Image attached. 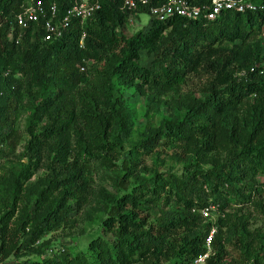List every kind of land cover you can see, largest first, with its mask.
Here are the masks:
<instances>
[{
	"label": "trees",
	"instance_id": "1",
	"mask_svg": "<svg viewBox=\"0 0 264 264\" xmlns=\"http://www.w3.org/2000/svg\"><path fill=\"white\" fill-rule=\"evenodd\" d=\"M23 1L0 0L1 153L5 144L14 149L9 138L27 88L40 89L31 117L34 125L44 119L46 122L27 140L26 148L35 147L29 162L8 183L16 199L0 214V263L25 249L41 258L18 264H193L204 253L208 255L201 264H226L227 259L233 264H264V240L258 250L252 251L256 239L245 233L243 225L230 222L225 212L232 205H248L252 195H264V138L234 147L220 164L191 166L181 173L143 174L137 169L139 160L132 148L129 157L121 158L119 171L114 174V187L120 193L104 206L101 224L111 233L112 241L94 238L85 250L74 255L44 256L50 248L47 235L71 225L73 211L94 194L93 173L103 165L113 168L116 164L112 157L115 149L106 141L109 123L96 145L75 142L72 92L87 80V71L80 67L87 61L99 64L110 77L161 95L179 88L190 74L208 73L204 105L200 102L191 106L185 123L199 134V146L212 150L215 132L209 113L225 114L254 97L258 117L264 118V66L258 65L264 43L257 38L264 34V0H252L257 4L254 11H226L214 20L174 16L159 21L151 17L147 29L130 36L124 32L128 15L120 10L124 0H99L100 8L83 27L72 19L62 36L43 41L41 19L31 24L16 43L8 31L13 26L16 35L14 14ZM51 1L57 4L58 17L71 3H44ZM140 13L148 14V6L139 7ZM82 30L86 34L80 47ZM250 39L254 41L248 42ZM141 51L151 55L148 66L140 63ZM93 87L112 96L110 82L106 87ZM111 108L116 113L114 104ZM165 127L172 137L181 136L178 124ZM43 166L49 173L36 184H27L29 175ZM46 185L50 186L48 191ZM17 200L26 207L32 205L34 215L21 214L15 219ZM209 205L225 215L215 221L204 218L199 210ZM9 221H14L13 226ZM231 249L238 252L236 256Z\"/></svg>",
	"mask_w": 264,
	"mask_h": 264
},
{
	"label": "rangeland",
	"instance_id": "2",
	"mask_svg": "<svg viewBox=\"0 0 264 264\" xmlns=\"http://www.w3.org/2000/svg\"><path fill=\"white\" fill-rule=\"evenodd\" d=\"M150 20L149 14L140 13L133 25L128 22L125 24V34L130 36L139 30L147 29ZM257 38H261L264 43V34ZM253 41L254 39H250L248 42ZM150 61L151 55L141 51L140 63L148 66ZM258 61V65L264 66V45ZM85 70L86 83L79 84L72 92L77 124L72 133L75 142L80 140L94 146L99 141V136L103 134L104 126L109 123V126H106L108 134L106 141L115 149L112 157L116 164L113 168L103 165L98 173H93L94 194L88 203L73 211L71 225L47 235L46 242L50 248L44 256L53 258L65 253L74 255L85 250L89 241L94 238L112 241L111 233L105 231L101 224L105 216L104 206L110 202L113 195L120 193L114 187V174L119 171L118 164L121 158L129 157L132 148L135 149V157L139 160L137 169H141L143 174L150 175L155 172L161 174L169 171L181 173L183 169H189L191 166L209 168L220 164L228 158L234 147H240L248 140L253 142L264 138V118L258 117L257 102L254 97H249L238 108L225 114L209 113L215 132L214 148L207 151L199 146V134L193 127L186 125L185 119L191 106L203 103L209 87L208 73L190 74L187 82L182 83L179 88L161 95L154 91L148 92L146 89L141 91L137 87L127 85L116 76L110 77L99 64L87 61ZM109 82L112 86V96L104 89L93 87H106ZM27 89L18 109L13 135L9 138L13 141L14 149L5 144L2 147L3 153L0 151V214L12 206L16 199L8 185L11 177L29 162V155L35 150V147L26 148L27 140L32 134H37L46 122L44 119L38 125H34L31 117L39 101L40 89L35 87ZM111 104L115 105L116 113L112 111ZM203 107L208 113L209 111L205 110L206 105ZM163 123L178 124L181 136L172 137L170 129L165 127L168 125L163 127ZM145 143L147 145L144 147ZM46 164L44 161V166ZM44 166L29 175L27 184H36L49 173ZM45 189L48 191L50 186L46 185ZM32 207L23 206L17 200L13 210L15 219L21 214L34 215ZM225 212H228L230 222L243 225L245 233H251L257 241L251 249L258 250L260 241L264 240V195H252L248 205H232ZM224 215L225 213L214 210L207 219L215 221L218 216ZM13 224L14 221L8 223L11 226ZM230 251L234 256L238 253L234 249ZM38 258L39 256L30 255L24 249L17 256L10 255L0 264H18L26 259ZM226 264H233V261L227 259Z\"/></svg>",
	"mask_w": 264,
	"mask_h": 264
},
{
	"label": "built area",
	"instance_id": "3",
	"mask_svg": "<svg viewBox=\"0 0 264 264\" xmlns=\"http://www.w3.org/2000/svg\"><path fill=\"white\" fill-rule=\"evenodd\" d=\"M151 0H124L120 10L128 15L127 22L133 25L138 15V8L148 6V14L159 21L167 20L174 16L184 18H197L214 20L226 11H254L257 4L252 0H204L201 3H195L192 0H167L164 3L153 5ZM100 8L99 0H71L70 5L65 10L63 16H57V4L55 1L44 3V0H24L21 3L20 11L14 14V23L18 31L15 33V27L11 26L8 31L10 39L18 43L24 35L25 30L33 23H38L41 19L44 30L42 40L51 41L62 36L68 29L70 21L77 19L81 27L93 14ZM85 31L82 30L79 39L80 47L83 46ZM85 70V66L80 67ZM216 210L215 205L205 206L199 210L204 218H210L211 211ZM214 229L211 230V234ZM211 235L208 236V240ZM208 253L197 257L195 264L204 262Z\"/></svg>",
	"mask_w": 264,
	"mask_h": 264
}]
</instances>
